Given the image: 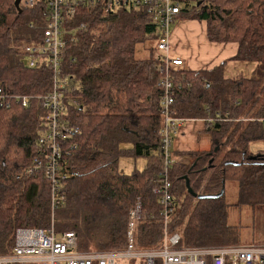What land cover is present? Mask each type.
I'll return each mask as SVG.
<instances>
[{"label": "trees", "instance_id": "obj_1", "mask_svg": "<svg viewBox=\"0 0 264 264\" xmlns=\"http://www.w3.org/2000/svg\"><path fill=\"white\" fill-rule=\"evenodd\" d=\"M16 0H0V87L14 94L41 97L53 85L50 69H29L22 48L43 36L46 6L17 8ZM178 19L205 21L213 43H237L233 61L251 62L249 78L226 79V62L208 70L175 68L177 118L206 120L210 152L173 153L169 169L177 217L167 225L182 245L208 247L240 244L239 227L227 222V184L238 188V204L264 210V0H181ZM73 26L85 24L67 40L63 75L69 81L67 121L79 134L62 144L65 204L53 213L50 183L43 172L24 177L41 152L46 129L41 100L28 108L0 109V256L13 252L19 228L53 225L55 233L73 232L81 251L122 250L127 245L128 217L140 204L134 230L139 250L163 245L165 223L154 183L164 169L163 74L152 47L149 58L137 57V46L157 40L160 29L143 5L123 6L111 14L81 9ZM258 157L252 160L251 157ZM146 159L142 170L125 173L121 159ZM199 195L188 194L186 180Z\"/></svg>", "mask_w": 264, "mask_h": 264}, {"label": "built area", "instance_id": "obj_2", "mask_svg": "<svg viewBox=\"0 0 264 264\" xmlns=\"http://www.w3.org/2000/svg\"><path fill=\"white\" fill-rule=\"evenodd\" d=\"M44 3L43 36L41 41L26 44L23 48V63L29 69L47 67L53 77L51 91L41 97L14 94L0 87V109H9L13 105L28 108L33 99L41 100L47 112L44 118L46 129L39 140L41 152L34 160L32 167L22 176L29 177L43 172L50 183V205L54 213L65 204L67 196L62 190L65 180L62 158V144L66 139L79 134L67 121L68 103L77 105L76 101L66 99L69 81L63 75V52L67 40L85 24L73 26L79 18L78 12H100L111 14L123 6L143 5L154 18L160 29L156 40V54L159 61L158 70L163 74L157 85L161 97V115L164 121L163 148L165 164L154 183L153 193L159 197L165 223V238L162 247L139 250L135 246L134 230L139 218L140 204L128 217L127 245L122 250L81 251L75 233H55L53 225L47 230L41 228H19L15 234L13 252L0 256V264H118L122 260H139L143 264H264L263 245H225L208 247H188L182 245L179 233L170 234L167 225L177 217L180 205L172 194V183L169 169L174 163L171 146L173 135L177 134L184 122L193 119L176 117L174 105L175 68L183 67L184 61L172 55L171 27L178 20L181 11L177 0H22L20 8H32ZM26 63V64H25ZM222 116L216 119L202 120L209 128L214 121H223Z\"/></svg>", "mask_w": 264, "mask_h": 264}, {"label": "crops", "instance_id": "obj_3", "mask_svg": "<svg viewBox=\"0 0 264 264\" xmlns=\"http://www.w3.org/2000/svg\"><path fill=\"white\" fill-rule=\"evenodd\" d=\"M195 1L197 0H191L193 3ZM171 46L172 55L181 58L184 61L183 67L191 71L212 69L226 62L225 78L239 79L251 77L256 68V64L251 62L231 60L238 52L237 43L210 42L207 37V23L205 21H182L178 19L171 27ZM172 137V155L173 153L185 152L206 153L212 149L209 130L202 120L184 122L181 130Z\"/></svg>", "mask_w": 264, "mask_h": 264}, {"label": "rangeland", "instance_id": "obj_4", "mask_svg": "<svg viewBox=\"0 0 264 264\" xmlns=\"http://www.w3.org/2000/svg\"><path fill=\"white\" fill-rule=\"evenodd\" d=\"M156 46L155 40H148L144 44L137 46L138 58H149L152 55V47ZM157 54L153 53V57ZM264 151V141L251 144L250 151L258 153ZM145 159H121L120 169L125 173H131L133 170H142L145 166ZM226 202L230 204L227 215L229 225L239 227L240 244L247 245H263L264 244V210H253L252 208L238 204V188L235 183L227 184ZM181 205V204H180ZM91 251V250H90ZM96 251V250H94ZM143 264L139 260L127 261L122 260L118 264Z\"/></svg>", "mask_w": 264, "mask_h": 264}, {"label": "water", "instance_id": "obj_5", "mask_svg": "<svg viewBox=\"0 0 264 264\" xmlns=\"http://www.w3.org/2000/svg\"><path fill=\"white\" fill-rule=\"evenodd\" d=\"M21 1L22 0H16L15 1V6L17 8H20ZM257 158L258 157H256V156L251 157L252 160H256ZM185 180H186V188H187L188 194L191 195L193 198H196L198 200L219 199L225 194V184H224L222 190L218 194H215V195H199L192 190V188L190 186V182H189L187 177H185Z\"/></svg>", "mask_w": 264, "mask_h": 264}]
</instances>
